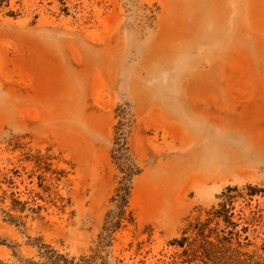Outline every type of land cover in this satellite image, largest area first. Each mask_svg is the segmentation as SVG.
I'll return each mask as SVG.
<instances>
[{
    "label": "rangeland",
    "instance_id": "obj_1",
    "mask_svg": "<svg viewBox=\"0 0 264 264\" xmlns=\"http://www.w3.org/2000/svg\"><path fill=\"white\" fill-rule=\"evenodd\" d=\"M225 201L261 254L264 0L4 3L0 264H202L172 241Z\"/></svg>",
    "mask_w": 264,
    "mask_h": 264
},
{
    "label": "trees",
    "instance_id": "obj_2",
    "mask_svg": "<svg viewBox=\"0 0 264 264\" xmlns=\"http://www.w3.org/2000/svg\"><path fill=\"white\" fill-rule=\"evenodd\" d=\"M6 1L0 0V8ZM10 13L13 14V12ZM249 189H251V196H255L263 191L252 186ZM228 190L237 191V188H229ZM229 198L231 197L228 195L226 201ZM226 201L220 205L219 209L210 212L209 217L205 221L198 219L196 222L190 223L183 233L184 236L181 239L173 240L172 244L182 248L186 254L191 251L192 261H200L202 264H264V245L259 249L262 251L261 254L254 251L251 255H247L239 250L241 242L238 240L239 238H234V231H228L227 233L225 230H222L220 232L223 235L220 236L218 229L211 227L215 219L222 220L227 228L235 226L234 222L230 219V212L226 208ZM244 230H247V228H244ZM188 233L194 234L195 237L191 239V237L187 236ZM213 234H216L215 241L210 240ZM234 244L237 245L236 248H233ZM40 257L42 259L40 261L29 260L25 264H79L75 263V258L69 260L65 255L51 248V246H44ZM81 261H85V259ZM168 264L173 263L169 262Z\"/></svg>",
    "mask_w": 264,
    "mask_h": 264
},
{
    "label": "bare ground",
    "instance_id": "obj_3",
    "mask_svg": "<svg viewBox=\"0 0 264 264\" xmlns=\"http://www.w3.org/2000/svg\"><path fill=\"white\" fill-rule=\"evenodd\" d=\"M77 56V54H76ZM79 57V56H78ZM197 152H191L190 153V158L188 160V164L186 166V172L184 173L187 180L189 182H193L195 183L198 182H204L206 181V179L208 178L207 174H204L201 169H202V163H200L197 159Z\"/></svg>",
    "mask_w": 264,
    "mask_h": 264
}]
</instances>
